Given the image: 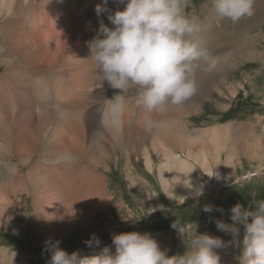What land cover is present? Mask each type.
I'll list each match as a JSON object with an SVG mask.
<instances>
[{"label": "rangeland", "instance_id": "rangeland-1", "mask_svg": "<svg viewBox=\"0 0 264 264\" xmlns=\"http://www.w3.org/2000/svg\"><path fill=\"white\" fill-rule=\"evenodd\" d=\"M57 4L58 0H28L26 14L31 16L32 25H28L29 27L25 26L27 30L24 33L19 30L20 26L14 27L17 32L16 35H18L19 38H23L20 42L19 49H16V54L27 47L34 49L36 47L41 52L46 53V57H48V62L44 61V64L41 62L30 66V70L34 68V71L32 70L34 75L28 72L29 68H24V73L23 71L21 72L23 73V82L29 84L30 87L33 83L39 81V77L45 78L43 80L44 89L50 85L49 89L52 91L57 90V84L60 81L65 82L69 88L73 81L71 72L59 73L57 67H53L54 62H51L57 55V52L60 51L57 47L58 39H65L66 50L73 49L75 44L79 41L76 35L72 37L66 36V32L71 31L69 29L72 25L69 26L65 24L64 22L66 21L64 19H62V21L56 20L53 22L52 18L55 15ZM77 4L82 6L81 1ZM63 6L66 7L67 5ZM123 7L124 6L115 5L111 12L117 9L123 10ZM70 9L71 13L73 12L74 19H77V16L82 17L85 13L84 11L79 15L78 8H76L75 5H71ZM213 10L211 0H188L184 13L187 17L200 24L208 20ZM91 12L96 13V6ZM108 14L109 12L104 15L105 24L109 27H113L107 19ZM4 20L5 18L0 19V21H2L0 22L2 23L0 24V29H3L4 26L6 27L5 23H3ZM95 22H98V20H95ZM218 25V34L220 37L219 47L223 48H221V50L219 49L220 52L222 51L219 56L222 57L223 60H225V57L226 59L230 57V60H226L223 63L225 66L222 64L223 67L227 66L229 70H227L228 72L226 69L223 70L227 79L223 82L219 91L215 90L209 94L208 97L203 98V101L200 105H197V108L192 107L189 115H185L186 117L181 115L175 119H179L187 128L185 133L183 132V134H185L183 139L185 141H188V139L189 141L200 140V147L204 144V146H206L217 143V140L215 143H212L210 140L205 142V135H203L202 132L211 127H216L219 132V140L221 142H226V135L220 129L228 127L229 129H235L237 134H240L243 131L240 127L246 126V139L248 138V141H250L249 143H251L249 147L250 151H256L257 145H260L259 151L262 152L263 156H257L256 160L251 159L250 161L247 156H243L242 154L239 156L237 155L234 159V169L237 178L231 179L227 173L225 178H230V182L228 183L224 180L217 186L206 180L209 184L207 186L211 189L210 194L202 196L200 200H194L188 196V198L186 197L187 200L177 207V203L173 204L171 200L167 199L160 185V178L157 173L159 169L157 163L161 160L160 156L158 157L154 154L153 157L155 163L152 168L155 170V174L154 172L148 173L145 159H143L141 154L136 153L137 150L141 153L138 148H133L132 152V147H128V145L125 144L128 143L127 141L123 143L125 145H122L121 148L117 146L116 141L114 142L113 139H111V142L113 141L111 144L113 145L110 147L111 151L107 155L110 157L106 162L109 164V169L106 168V171L98 169V175L93 170L95 176L99 179L107 178L106 182L108 185L105 182L95 186L86 184L85 188L78 189L76 182L74 187L68 188L70 187L68 184L74 182L72 179L73 177L68 178L69 172L54 171L52 174H47L48 178L46 177L44 184L41 185V183L38 182L36 185H32L34 190L32 191L30 186L34 176L46 174L45 169L39 170V173L38 171L35 172V169L50 158L45 151L46 147H43L47 146V143L41 142L37 149L31 147L32 145L27 139V135L29 134L30 136L31 129L27 126L25 127V124L22 122L17 123V125L14 124L11 128H15V131L11 133H16L18 130L23 132L24 136L21 140H13L10 147H8L10 149L9 154L0 152V177L2 178H0V194L10 192L11 194H17V196L13 195L14 203L10 205L9 203L6 204L7 202L4 203L3 197L0 200L2 203H0V214L3 211H7V218H0V250L6 253V258L4 260L5 264H46L51 258V253L45 251V241L50 238L53 241L60 240V247L69 254L81 250L82 254L89 255L92 254L93 251L97 253L100 251L99 248H88L84 243L89 240L93 234L101 240L100 248H103L104 246H112V236L114 234L126 232H140L141 234L150 233L158 241L161 249L168 251L169 256L178 253L183 254L187 250L186 244L189 243L191 236H194L196 232L197 234L207 233L213 237H219L225 242L224 247L215 249L220 259H226V261L229 259L226 264H243V262L240 261L242 246H237L235 242L229 243L233 240V237L229 233L219 231L215 221L221 220L225 223H232L230 219V209L234 205L241 203L247 208L253 198L257 200L264 199V0H253L252 16L244 17L237 23H232L230 20H220L218 18ZM84 34L88 36L87 33ZM60 36L62 37L60 38ZM6 38L4 33L0 35V40H5ZM12 38L13 35L11 40ZM210 41L209 39L208 43ZM252 43L254 44L252 45ZM244 49H246V51H243ZM85 53H88V51H85ZM3 57L5 56L0 54V86L4 88V92H0V96L1 102H3L2 100L4 99L8 100L2 103V108H7V102H11V96L17 101L16 104L18 106L20 104L21 109H26L23 108L25 104L31 107L35 106V103H33L36 99L34 92L31 88L23 89L17 84L12 77V65L2 60ZM69 59V57L66 59L64 58L65 62ZM64 60H61L62 71L65 69L63 66L65 63ZM89 62H87V65H90ZM207 69L208 66L204 63H201L199 68H197L199 73H204L206 71L204 74L205 77L208 75ZM79 75L82 76L83 74ZM205 77L200 76L198 80H195V82H197L194 95L201 89V84L204 87L205 83H208L210 80V78L207 79ZM82 78L83 76L78 78V80H82ZM92 79L97 80L98 86L92 82ZM100 79H102V77L98 79V74H94V76L89 77V80L88 78L85 79L86 81L84 80L86 83L88 80L89 85L93 88H88V90H85L86 92L83 91V97L81 98H83V102L87 105V107H82L83 112L87 109H91L97 114L104 113L100 108L102 106V100L99 101L94 97L95 93L99 91L97 87L104 86L100 85ZM205 79L207 80L204 82ZM106 85L110 86L108 84ZM106 85L102 87V89L105 90ZM110 89L111 88L107 91ZM117 92L122 93L121 90ZM69 95L71 94L64 91L60 97V99H63H61V101H64V99L67 101ZM114 96L116 95L114 94ZM122 96H124L122 97V108L126 107L124 108L126 111L124 117L126 118L128 115L131 117L135 116L134 123L127 127L131 129L133 127L137 130L140 129L141 126L145 127V116L149 117L151 112H147L145 107L139 103V100L134 98L138 96L137 92L132 90V93L125 92ZM67 104L70 105V103ZM103 106L105 110L110 108L109 105L106 107V105L103 104ZM133 110L136 113H131ZM37 113L38 111L35 109L33 116H37ZM14 114V116H16L17 112ZM175 119L170 120V122L173 120L172 123L174 125L177 122ZM33 120H36V118H33ZM126 120L131 122L130 117ZM179 120L177 124H180ZM154 121L160 125L159 128H152L151 130L146 129V131H144L145 134L146 132L147 134L151 132L153 135V131L158 132L164 124L166 125L165 122H162L164 121L162 117H156ZM24 127L25 129H23ZM164 131L165 130L162 129L161 132L163 133ZM178 133L180 132L178 131ZM254 136L258 137L259 140L253 141ZM86 137L87 136H85V138ZM64 138L65 137H63L62 140H65ZM25 140L27 143H25ZM129 140L131 143L134 142L133 139ZM144 145L147 146L146 143ZM194 150L197 152L196 148H194ZM96 151L94 153H101L100 150ZM176 151L179 156L185 158L184 153H180L178 150ZM228 154L229 152L223 153V157L227 158ZM102 155L105 154L102 152L99 158L102 157ZM24 158L28 163L22 169L24 166ZM128 158L132 159L130 166L133 169V177L137 180L142 179L145 183L143 189L150 186L149 189L152 194L159 196V200H157L155 195H153L152 200H150L148 193L145 191L140 195L135 192L132 193V188H129L127 182L129 174L126 160ZM69 165L72 166V162L71 164H67V166ZM222 169L226 170L224 166ZM101 171L104 172L105 175L102 174ZM59 173L61 174L58 175ZM247 173L250 174L246 176ZM11 175L12 177L9 179ZM20 176L25 184V186H22V189L16 186ZM79 176H82V172L81 174L80 172L76 174V180ZM66 180L70 182L67 183ZM96 181L98 182V180ZM172 185L169 186L172 194H177L178 191L182 192L186 190L182 185ZM174 186L175 188H173ZM13 189L16 191L14 190L15 192H13ZM77 193L79 194V199L77 198ZM79 200L81 202L84 201L85 204L91 208V213L89 212L90 216L87 221L85 220L87 217L86 215L83 220L79 222L75 221L74 223L71 220V214L76 211L77 207L75 206H77ZM206 205L214 206V210L211 213L204 212L203 209ZM92 206H94V208ZM160 207L164 209L161 210ZM217 208L223 209V213L215 210ZM47 224L50 230H46H49L48 232L50 234L41 232L42 226H48ZM174 224L177 229L173 227ZM180 228L184 229L182 234L178 231ZM242 238L243 229L241 228L240 239L242 240ZM112 251L115 252L114 246H112ZM221 263L220 261V264Z\"/></svg>", "mask_w": 264, "mask_h": 264}, {"label": "bare ground", "instance_id": "bare-ground-1", "mask_svg": "<svg viewBox=\"0 0 264 264\" xmlns=\"http://www.w3.org/2000/svg\"><path fill=\"white\" fill-rule=\"evenodd\" d=\"M79 1H81L82 6H79L77 4ZM102 3L103 0H58L57 9L55 11L54 17L52 18L53 22H55L56 20L62 21V19H64L66 21L64 22L65 24L69 26L72 25L71 28L69 29L71 31L66 32V36L72 37L73 35H76L79 41L78 43L75 44L73 49L66 50L65 39H58L59 41L57 42L58 45L57 47L59 48L60 51H58L59 54L57 52V55L55 56L54 59L51 60V62L52 63L54 62L53 67L56 66L59 73L71 72L73 81L70 84V88L67 87L65 82L60 81L57 84V90L52 91L51 89H49L50 85H48V87L44 89L43 80L45 78L43 77H39L38 78L39 81L33 83L31 87L29 86V84L23 82L22 80L24 68H29L28 72L34 75L33 73L34 68L32 69L33 70L32 71L30 70V66L41 62H43L44 64L45 63L44 61L48 60V57H46V53L41 52L36 47H35L36 50L34 48L27 47L23 49V51H20L19 53L16 54V49H19L20 42L23 38H19L18 35H16L17 32L15 31L14 27L20 26L19 30L22 33H24L27 30L25 26L32 25L31 16L26 14V10L28 7L27 6L28 0H0V19L5 18L3 23H5L6 25V27L4 26L3 29H0V35L4 33L5 36L7 37L5 40H0V54H3L5 56L2 58V60L7 61L9 65H12V73H13L12 77L17 82V84H19L20 87L23 89L31 88V90L34 92L36 96V99L33 102L35 103V106L31 107L25 104L26 107L24 106L23 108L26 109H21L20 104L18 106L16 104L17 101L14 100L12 96L10 98L11 102H7V108L3 109L2 103L4 101L6 102L8 99L7 100L4 99L2 100L3 102H1V96H0V126H1L0 152L9 154L10 149L8 147H10L13 140L17 141L23 138L24 133L18 131L17 129H16L17 130L16 133H11L12 131H15V128H11L12 125L14 124L17 125V123L19 122L24 123L25 127L27 126L29 129H31L30 136L29 134L27 135L28 137L27 139L32 145L31 147H35L37 149V147L40 145L41 142L47 143V146H43V147L44 148L46 147L45 151L48 153L47 156H49L50 158L47 159L45 163L42 164L39 163L40 167L37 166L35 169V172L38 171V173L39 170L45 169L46 174L42 175L40 173L41 175L34 176L33 182L30 186L32 191H34L32 185H36L38 182H40L41 185L44 184L45 183L44 180H46V177L48 178V175L50 173L52 174V172L54 171L69 172L68 178L73 177L72 179L74 180V182L70 184L69 183L70 181L66 180V182L69 183L68 186H70L68 188H72V186L74 187L75 186L74 184L76 182L78 185V189L85 188L86 184H89L90 186H95L98 184L101 185L103 182L107 183L106 182L107 178L105 179L100 178L101 179L100 180L97 176H95V173L97 174L98 169H103L104 171H106V168L109 169L108 168L109 164L106 162L109 160L110 156L107 155L111 151L110 147H112L113 145L111 143H113V141L114 142L116 141L117 146L121 148L122 145L125 144H127L128 147H132L131 149L132 152H133V148H138L141 153H139L138 150L136 153L141 154L143 159H145V164L148 169V173L154 172L155 174V170L152 168L155 163L153 157L154 154L157 155L158 157L160 156L161 160L157 163V167H159L157 173L159 174L160 185L162 186L163 193L165 194L167 199L171 200L173 204L177 203V205L176 204L175 205L178 207L182 205L185 200H187L188 196L194 200H200L202 196L210 194L211 189H209V187L207 186L209 184L207 183L206 180L212 182L217 186L219 183L223 182L224 180L229 183L231 179L237 178V174L234 169V159L237 155L239 156L240 154H242L243 156H247V158L250 161L251 159L256 160L257 156L258 157L263 156L262 152L259 151L260 145H257L256 151L254 152L250 151L249 147L251 143H249L250 141H248V138L246 139L247 137L246 126L240 127V129H243L242 133L240 134H237L235 129H229L228 127L225 129H220L226 135V140H225L226 142H221L219 140L218 129L216 127H211L208 130L202 132V134L205 135V142L207 140H210L212 143H215L217 140V143L206 146H204L205 145L204 144L202 145V147H200L199 146V144H201L200 140L189 141L188 139V141H185L183 139V137H185V134H183V132L185 133L187 128L184 124H182L183 122H180L179 119L178 120L180 124H177L178 120L175 119L181 115L182 116L189 115V112L191 111L192 107L197 108V105L198 104L200 105V103L203 101V98L208 97V95L214 92L215 90L219 91L221 85L227 79V76L223 72V70L226 69L227 71L228 68L227 66L223 67L224 65L223 63L226 60H230V57L229 59H226V57L224 56L225 60H223L222 57L219 56L220 53L222 52V51L220 52L222 47H219L220 37L218 34L219 32L218 17L215 15L214 10L213 13L210 14L208 20L200 24L198 23L200 26V32L196 34V37L202 38L204 45L207 47L211 57H213L216 60V66L211 70L207 69L208 75L206 74L207 75L206 77L204 75L206 71L204 73H199L198 70H196L197 73L195 71L193 76L194 80H198L200 76L205 77L207 79L210 78V80L208 81V83H205L204 87L201 84L200 85L201 89L198 91V93L195 95L193 94L182 106L179 107L170 106L168 111L164 113L151 112L149 114V118H151L152 120H154L156 117H162V120H164L162 122L166 123V125L164 124V126L160 129V131L157 130L159 133L153 131L154 133L153 135L151 134V132L148 134L146 132L145 134L144 131H146V128L142 126L138 130L133 128L132 126H131L132 129L128 128L129 127L128 125L134 123L135 116L131 117L128 115L126 118L124 117V114L126 113L124 108L126 107L123 106L124 108H122L123 99L120 97L115 98L117 95L122 96V94L124 93L117 92L118 90L111 88V86H107L106 85L108 84L107 82L100 81V85H104V86L97 87L99 91L94 95V97L97 98L99 101L102 100L101 103L102 106L100 108L101 111L102 110L104 111V113L97 114L93 110L87 108H86L87 110L83 112L82 107H87V105H85V103L83 102L84 101L83 98H81L83 97L82 94L86 92L85 90H88V88L89 89L93 88L89 85L88 82L89 77L94 76V74H99L97 73V65L94 63V61L89 59L90 50L87 45V42L90 41L96 35L100 21L103 20L104 23L106 22L104 20V15L108 13L105 12L100 16H98L97 13H92L91 11L95 9V6ZM63 5H67V6L64 7ZM71 5H75L76 8H78L79 15H81L85 11L83 16L82 17L77 16L78 18L74 19V15L72 14L73 12L71 13V9H70ZM115 5L123 6L115 2V0H108V4L106 7L111 11ZM95 20H98V22H95ZM84 33H87L88 36H85ZM12 35L13 38L11 40ZM61 37L62 36H60V38ZM209 39L211 41L208 43ZM253 44L254 43H252V45ZM85 51H88V53H85ZM243 51H246V49H244ZM67 57H69L70 59L67 62H65L64 58L66 59ZM61 60L62 61L64 60L65 62L63 65L65 69L63 71L61 70ZM87 62H89L90 65L89 64L87 65ZM22 71L23 73H21ZM79 74H83L82 80L81 79L78 80V78L82 77ZM196 76L199 77L197 78ZM100 77L101 76L98 75V79ZM86 78H88L87 83L84 82ZM207 79H205L204 82ZM92 82H94L98 86L96 79H92ZM105 85H106V89L104 90L102 89V87H105ZM109 88L111 89L107 91ZM2 91L4 92V88L0 86V92ZM64 91H67L68 94H71L69 95V99H67V101H65V99L64 101H61L62 98L60 99ZM128 92L132 93V91H128ZM114 94L116 96H114ZM134 98L138 100V96ZM67 103H70V105H68ZM103 104L106 105V107L109 105L111 109L109 108L105 110L103 108L104 107ZM4 105L6 106L5 103ZM35 109H37L38 111L37 116L36 115L33 116ZM15 112H17L16 116H14ZM131 113H136V112L133 110L131 111ZM129 117L131 118V122L126 120ZM33 118H36V120H33ZM116 119L119 120L118 125L113 122ZM171 119L177 120L175 124L176 126L172 123L173 120L170 122ZM159 126L160 125L158 124V127L155 128L158 129ZM25 127L23 129H25ZM162 129L165 130L164 131L165 133L161 132ZM172 129H174L176 132ZM178 131L180 133H178ZM85 136L87 137L85 138ZM63 137H65L64 138L65 140H62ZM111 139H113L112 142ZM129 139H133L134 146ZM254 140H259V138L254 136L253 141ZM126 141L128 143H125ZM25 143H27L26 140ZM145 143L147 146L144 145ZM194 148L197 149V152L194 150ZM96 150H100L101 153L103 152L105 154L102 155L103 159L102 157L99 158L101 153L100 154L94 153ZM176 150L180 151V153H184L185 158L179 156ZM73 152H75L76 154ZM225 152H229L227 158L223 157V153ZM66 156H70L72 159L71 160L64 159V157ZM26 161L27 160L24 158L23 159L24 166L22 167V169L28 163ZM126 161L128 163L127 166H128V174H129V177H127V182L129 188H132L131 190L132 193L135 192L136 194L140 195L144 193L143 191H145L148 193V197L150 200H152L153 195H155L157 200H159V196H157L156 194H152L151 190L149 189L150 186L146 189H143L145 187V183L142 181V179L137 180L135 177H133V169L130 166L132 159L128 158ZM71 162H72V166L71 165L67 166V164H71ZM223 166L226 168V170L222 169ZM93 170L95 173L93 172ZM79 172L80 174L82 172V176L81 177L79 176V178L76 180V174ZM101 173L104 174V172L102 171ZM227 173L231 177V179L225 178V175H227ZM60 174L61 173H59L58 175ZM249 174L250 173H247L246 176ZM11 177L12 175L9 177V179H11ZM96 180H98V182ZM172 184L173 185L176 184L177 186L182 185L183 187L186 188V190L182 192L178 191L177 194H172L169 189V186ZM23 185L25 186L20 176L18 184L16 186L19 189L20 188L22 189ZM173 188H175V186ZM14 190L15 189H13L12 191L15 192L16 190L15 191ZM78 193H77V198L79 196ZM13 195L17 196V194H11V192L1 193L0 200L3 197L4 203L7 202L6 204L9 203L10 205L14 203ZM88 203H92V202H88ZM75 207H77V209L73 214H71V220L74 223L75 221L79 222L83 220V218L87 215V217L85 218V220L87 221L90 216L89 212L91 208H89L84 201L81 202L80 200L79 202H77V206ZM92 207L94 208V206ZM160 209L162 210L164 208L160 207ZM0 218L6 219L7 211H3L0 214ZM48 227L49 225L48 226L43 225L41 228V232L45 234H50L48 232L50 230ZM5 258H6V253L0 250V264H5L4 263ZM220 261L222 262L221 264H226V262H228L229 259L227 261L226 259L225 260L220 259Z\"/></svg>", "mask_w": 264, "mask_h": 264}, {"label": "clouds", "instance_id": "clouds-1", "mask_svg": "<svg viewBox=\"0 0 264 264\" xmlns=\"http://www.w3.org/2000/svg\"><path fill=\"white\" fill-rule=\"evenodd\" d=\"M115 2L123 5V10L111 12L106 7L108 0L96 6L98 16L109 12L107 19L113 27L101 20L96 35L87 42L89 59L97 65L101 82L124 93L135 90L147 112L164 113L170 106H182L194 94L193 76L200 64H207L208 70L216 66L202 38L196 37L199 24L184 13L188 0ZM211 3L220 20L237 23L253 15V0H211ZM113 122L119 124L118 119ZM144 124L148 130L158 127L148 116ZM213 210L212 205L203 209L208 213ZM215 210L223 213V209ZM230 212L232 223L216 220L217 229L231 234L233 240L229 243L242 246L243 264H264V199L253 198L247 208L237 203ZM173 227L176 228L175 224ZM178 231L182 234L184 229ZM84 243L100 251L84 255L77 250L69 254L60 247V240H46L45 251L51 253L46 264H220L215 249L225 246L221 238L197 232L183 254L172 256L161 249L150 233L114 234L115 252L112 246L100 248L101 240L95 234Z\"/></svg>", "mask_w": 264, "mask_h": 264}]
</instances>
